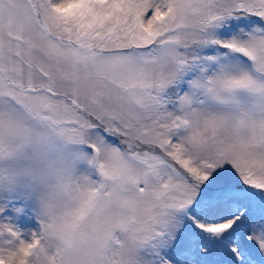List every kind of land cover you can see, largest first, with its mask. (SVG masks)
Returning a JSON list of instances; mask_svg holds the SVG:
<instances>
[{
    "label": "snow or ice",
    "instance_id": "snow-or-ice-1",
    "mask_svg": "<svg viewBox=\"0 0 264 264\" xmlns=\"http://www.w3.org/2000/svg\"><path fill=\"white\" fill-rule=\"evenodd\" d=\"M0 264H264V0H0Z\"/></svg>",
    "mask_w": 264,
    "mask_h": 264
}]
</instances>
